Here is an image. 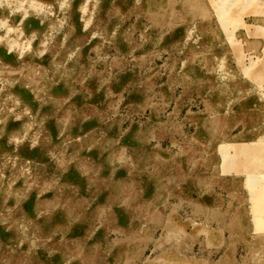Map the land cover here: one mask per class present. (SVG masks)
Returning <instances> with one entry per match:
<instances>
[{
  "label": "rangeland",
  "instance_id": "1",
  "mask_svg": "<svg viewBox=\"0 0 264 264\" xmlns=\"http://www.w3.org/2000/svg\"><path fill=\"white\" fill-rule=\"evenodd\" d=\"M0 264H264V0H0Z\"/></svg>",
  "mask_w": 264,
  "mask_h": 264
}]
</instances>
